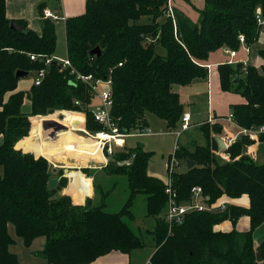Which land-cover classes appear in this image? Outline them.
I'll return each instance as SVG.
<instances>
[{
    "label": "trees",
    "instance_id": "1",
    "mask_svg": "<svg viewBox=\"0 0 264 264\" xmlns=\"http://www.w3.org/2000/svg\"><path fill=\"white\" fill-rule=\"evenodd\" d=\"M170 1L87 0L85 13L65 21L67 58L72 66L61 70V64L54 61L40 85L32 84L30 90L23 91L17 90L20 78L16 72L31 74L46 67L44 60L33 61L30 54H55L56 24L44 18L42 33L38 34L27 21L14 20L23 29L17 31L6 16V0H0V264H22L10 250L15 239L9 224L27 246L38 237L46 238L38 252L46 264H89L113 250L130 253L149 244L155 247L149 264H264V240L260 243L262 262L257 261L254 242V231L264 223V164L244 152L254 143L247 135L223 150L227 160L219 162L216 136L222 134L223 126L204 123L201 131L205 144L178 146L175 155L185 169L173 172L172 186L180 202L191 201L192 189L199 186L208 204L223 195L237 198L247 194L250 207L191 210L183 223L171 229L164 217L166 183L148 174L153 153L140 143L116 146L112 154L105 153L109 159L106 173L126 175L130 188L128 200L116 213L106 211L104 203L91 206L90 199L85 204L73 203L70 195L62 193L68 184L63 169L54 173L46 157L24 151L40 153L28 136L42 135V130L55 123L62 125L59 117L56 122L51 117L49 126L41 125L40 118L49 111L78 110L86 114L89 132L104 129L93 115L94 98L89 87L77 79L78 74L112 78L111 113L122 130L148 125L147 112L165 120L173 130L184 114L174 85L207 77L208 70L199 61L222 47L238 49L240 36L249 46L259 40L261 26L256 14L260 8L264 17V0H204V6L197 9V22L179 10L174 11L173 19L168 14ZM42 12L39 4L43 17ZM144 17L148 21H141ZM97 46L101 54L91 55ZM258 53L264 59V48ZM242 68V63L220 64L221 86L246 99V103L232 106L236 124L260 127L264 125V65L262 72L251 64L246 72ZM26 100L31 102L28 113L22 109ZM260 139L264 141V133ZM188 159L196 162L191 169L187 168ZM124 160L130 163L119 164ZM54 177L59 181L50 189L49 181ZM139 195L145 199L144 215L155 219L154 228L146 230L149 240L132 225L137 219L133 207ZM245 215L250 217L249 230H215L222 221L229 219L236 225Z\"/></svg>",
    "mask_w": 264,
    "mask_h": 264
},
{
    "label": "crops",
    "instance_id": "2",
    "mask_svg": "<svg viewBox=\"0 0 264 264\" xmlns=\"http://www.w3.org/2000/svg\"><path fill=\"white\" fill-rule=\"evenodd\" d=\"M181 1H184V4ZM86 2L87 0H6L5 3L6 16L8 19L13 21L14 20L27 21L29 28L33 29L38 34H41L42 22L44 18L39 13V4H42L43 12L46 9L54 12L59 17V19L56 21L57 22L63 21L65 24L67 18L78 16L85 13ZM176 2H178V4H176ZM170 3L172 7H174L173 9L182 11L186 16L192 18L194 22L198 20V17L194 19V17L191 16V14L194 13L193 12L194 10L191 8L192 5L190 3H187L185 0H171ZM261 33L262 34H260L261 36L259 42L262 43V45L258 48H255L256 44L259 43L256 42L250 47L249 53L244 49H240L237 52V55L233 58V60L236 61L234 64H237L238 62H242V61H243L242 63H244L246 61L247 64L254 65L257 68L259 66L264 65V59L258 53L260 49L264 48V41H261V37L264 34V27H262ZM65 38H66V29H65ZM227 49L229 48L222 47L214 52H211L209 58L207 60H204L203 62L204 64L202 65H210L209 68L206 67L208 70L207 77L195 78L188 85H174L173 89L176 92H178L180 95V99L184 107V113L190 114V127L189 129L185 130L182 134L191 131V129L193 128L199 127L200 125L206 122L220 123L223 126V132L218 136L222 137L225 140V143L228 147L229 144H231V142L239 140V137L241 138V136L243 135L242 127L238 126L236 122L229 121L228 116L232 112L233 105L246 103V99L239 93L233 91H225L222 89L219 65L227 62L229 63L231 57L229 53L226 52ZM54 56L57 57L56 52ZM30 86L27 89H24L23 91H28ZM22 109L23 112L25 113L31 112V102L26 100L25 103L23 104ZM206 115L208 117H206ZM147 123L148 125H150L148 120ZM57 127H62V126H53L47 128L46 130H42L41 138H35L34 140L37 139L42 140L40 145L41 146H43V144L45 145L43 150L45 154L43 155L53 165V168L58 167V165L56 164V162L58 161H62L64 163L62 165V169L64 172L63 175L68 178V184L62 190V193L66 195H70L75 204H85L87 199H90V201H94L93 202L94 204L95 198L93 197L96 195L94 186H97L96 183L97 178L95 177V174L97 172H104L106 174V171L104 170L103 167L108 163V158L101 150V146H96L93 149H88L89 148L88 146H92V144L94 143L93 141L87 140V138L88 139L91 138L89 137L86 138L84 134L77 133L76 131L78 130L74 131V129L76 128L72 129L71 127H66V130L73 131L76 135H78V137H60L58 139L62 138L63 140L68 141V146L72 150L70 155L72 156H64L63 154L57 153L55 150L51 149V146L49 144L50 141H53L56 138L54 139L52 137L53 138L52 139L51 137H48V135L50 134L49 131ZM201 134L204 141L203 144H205L206 140L202 131ZM46 137L47 140H45L44 142L43 140ZM64 138H74V139L69 141L68 139H64ZM126 142L129 146H133V144L129 143V139H127ZM137 143H139V141H135L134 145H136ZM187 145H189V143H187ZM98 147H100L99 152L97 151ZM145 148L148 149L146 146ZM24 151L27 152L25 149ZM46 152H48L50 156H47ZM220 152H222V150H220ZM244 152L249 156H251L258 164H264V141L261 140L260 138L258 140H255L254 143H252L247 149H245ZM41 153L43 152L41 151ZM170 155L171 153L169 154V156ZM169 161L170 160L167 161V159L165 160L163 168L161 170H158V168L154 164V161L153 162L149 161L148 174L166 182L168 180ZM184 168L185 167L180 166L179 170L181 171ZM84 169H88V173L84 172ZM71 171H78L82 175H84L86 179L89 180L88 193L83 192L82 188L79 187L78 181L73 183L71 177L69 176V173ZM221 201H225L228 205L241 206L245 208L250 207V198L247 194L237 198H232L227 195H223L221 197ZM146 218L149 219V217ZM234 228L239 231L249 230L250 217L247 215L242 216L241 218H239L236 225H234L233 222L229 219L224 220L221 223L215 225V230L217 231L228 232L233 230ZM147 229H145V231ZM39 238L41 237L36 238L29 247H31L34 244V242L37 241ZM263 240H264V223L261 224L259 227H257V229L254 231L255 246L256 247L260 246V243ZM45 242H46V238L45 239L42 238L40 242L41 247L40 249H38V251L44 248ZM154 252H155V247L153 246V244L152 245L149 244L141 249L133 250L130 253H125L119 250H113L105 255L98 257L96 260H94L89 264H149L150 259L154 254ZM16 254L20 260L18 253ZM20 262L22 263L21 260ZM39 264H46V260L40 262Z\"/></svg>",
    "mask_w": 264,
    "mask_h": 264
},
{
    "label": "rangeland",
    "instance_id": "3",
    "mask_svg": "<svg viewBox=\"0 0 264 264\" xmlns=\"http://www.w3.org/2000/svg\"><path fill=\"white\" fill-rule=\"evenodd\" d=\"M191 1H192L191 5L193 6V7L191 6V8L194 10L193 11L194 13L191 14V16L194 17V19H196L197 17L199 18V12H197V9L203 7L205 2H204V0H191ZM181 2H183V4H184V1H181ZM176 4H178V2H176ZM173 6H174V4H173ZM173 11H175V9H173ZM189 13H191V12H189ZM165 17L166 16L161 17L160 22H162L165 19ZM190 19L192 20V18H190ZM141 21L146 22V21H148V18L144 17ZM55 24H56V31H57L56 56L59 59L65 60L68 57L66 38H65V27H64L65 24L63 21H58V22L56 21ZM261 30H262V28H261ZM259 40H260V37H259ZM259 40L257 42H259ZM261 41H264V34L261 37ZM261 45H262V43L259 42L258 44H256L255 48H258ZM251 46L247 45L245 42H241V45L238 49H232V48H230V49L237 50V52H238L240 49L246 50V48H247L248 51L247 50L246 51L249 53ZM159 50H161L160 52L163 55L166 54V50L164 48H159ZM199 62H200V64H204L203 63L204 60L199 61ZM242 62H238V63H242ZM242 64H243L242 69L246 72V69H247L246 67L248 64L247 65H244L245 63H242ZM258 69L262 72V66H259ZM35 75H36V73L33 72V73L29 74L28 76L21 77L19 79V82H18V90L27 89L31 85L30 88L28 89V90H30L32 87V83L35 79ZM99 104H100V100L98 98H96V99H94V104L92 107H96ZM67 111H71L72 114H76V115L72 116L73 120L74 119L81 120V118H82L81 116H84V120H86V114L84 112H82L83 113L82 114L78 110L62 109V110H56L54 112L49 111V112H47V114H43V116L50 115L51 117H53L52 122H54V121L56 122L55 118L58 120V117L61 118L60 114L61 113L62 114L67 113ZM37 116H39V115H37ZM206 117H208V116L206 115ZM146 118L150 124L149 126H151L153 129H155L159 133L157 135H154V136L128 138V139H129V143L133 144V145H134L135 141H139V143L143 146V149L145 151L153 153L152 157L150 158V161L151 162L154 161V164L158 168V170H161L163 168V165H164V162L166 159H167V161L170 160V157H171L172 152H173L176 145L193 147V145H195V144H203V142H204L203 138H202L201 131H200L203 124L200 125L199 127L191 129V131L185 132L184 134H182L181 136H178V138H177L176 135L170 133V130L167 127V124L165 123V121L163 119L159 118L154 113L147 112ZM73 120H72V122H73ZM72 122L68 123L67 126L71 127L72 129L76 128L75 126L72 125ZM55 124H57L56 126H58V123H55ZM210 124H212V123H210ZM36 125H38V124H36ZM180 126H181V124L179 122L177 128L180 129ZM177 128H175V129H177ZM31 131H32V129H31ZM74 131H76V130H74ZM76 132L84 134V136L86 138L89 137L84 132V130L78 129V131H76ZM49 133L50 134L48 135V137H51V138L53 137L54 139L55 138L58 139L60 137H78V135H76L73 131L66 130V128H64V127L54 128V129L50 130ZM28 135H30V134H28ZM41 136L42 135H40V134H32V135L28 136V137H32V139L30 140V143H34V144H31V145L38 146L40 153H36L33 150H27V152H32V153L34 152V154L36 153L35 154L36 156L45 157L43 155V154H45L44 151H43V153H41V151H42L41 147L42 146L40 144H41L42 140L41 139L40 140L39 139L34 140L35 138H41ZM26 139L27 138H25L23 142H25ZM64 139H68L69 141H71L74 138H64ZM239 139H240V137H239ZM45 140H47V137L44 138L43 141L45 142ZM190 141H192V142H190ZM233 142H235V141H233ZM233 142H231V144ZM187 143H189V145H187ZM231 144H229V146ZM145 146L148 149H151L152 151L146 149ZM249 146H247L246 148H248ZM99 148L100 147L97 148L98 152L100 151ZM245 149H244V151H245ZM170 153H171V155L169 156ZM46 155L50 156V154L48 152H46ZM226 155L227 154L225 152H223V150H222V152L216 151V156H217V159L219 162L226 161L227 160ZM101 160H102V158H101ZM127 162H128V160H124L122 162H119V164L120 163L121 164H127ZM56 164L58 165L57 170H60V169H62V165L64 163L62 161H58V162H56ZM105 166L103 167L104 170L106 168ZM1 171H2V167H0V172ZM54 173H56V172H54ZM95 177L97 178L96 183H97L98 187L94 186V190H95L96 195L93 198H95V203L93 204L94 201H90L91 206H99V205H102L104 203V209L106 211L113 212V213L119 212L124 207L126 201L129 198V195H130V188H129L127 176L126 175H114V174H108V173L105 174L104 172H97L95 174ZM144 200H145L144 197L139 195L134 202L135 204L133 207V211L136 213L137 219H136V221H134L132 223V225H133L134 229L137 230V228H138V230H141L142 235L146 236V239L149 240L150 237L147 235L145 229H147V228L153 229L154 224H155V219L152 217L151 218L149 217V219H147L146 217H143V216H145L144 215V209H143L145 206ZM9 233L15 239V243L10 246L11 250L15 253H18L22 263H24V264H39L40 262L45 261L44 257L42 255L38 254V252H39L38 249H40V247H41L40 242H41L42 238L45 239L44 236H41V238H39L37 241L34 242V244L31 247H29V246L25 245L23 242V239L16 234L15 227L13 224H9ZM261 255H262V252H261Z\"/></svg>",
    "mask_w": 264,
    "mask_h": 264
},
{
    "label": "built area",
    "instance_id": "4",
    "mask_svg": "<svg viewBox=\"0 0 264 264\" xmlns=\"http://www.w3.org/2000/svg\"><path fill=\"white\" fill-rule=\"evenodd\" d=\"M168 14L171 15L174 19V11L171 3L169 4ZM43 18H51L56 21L59 17L50 10H44ZM257 22L262 27H264V17L262 15L261 9H257L256 14ZM240 41L245 42L244 36H240ZM248 51V49L246 48ZM227 53H229L231 59L229 60L230 64H234L236 61L233 58L237 55V50L227 49ZM30 58L33 61L44 60L46 67L39 69L36 71L35 79L33 84L40 85L43 79L47 75V67L53 64L54 61H57L60 65V69H64L67 67H71V61L67 58L65 60L59 59L58 57L46 56L42 54H30ZM244 65H247V62H244ZM122 62L119 63L122 66ZM205 67H210V65H203ZM77 79L83 81L90 90L91 96L100 100V104L96 107H92V112L95 119L103 125L104 129L101 131H97L94 133L89 132L86 127L84 120V125L81 127H76L74 130H84V132L91 139L98 140L100 142L101 150L104 152H108L112 154L116 146H124L127 144L128 138H138V137H146V136H154L157 135L155 129H153L149 125L138 126L130 130H122L111 113V108L113 105L112 95V78H97L93 74H78ZM79 104V101H77ZM229 121L235 122L234 116L232 112L228 116ZM180 129L170 130L171 134L177 136H181L182 132L189 129L190 127V114L184 113L181 121H180ZM81 128V129H80ZM264 133V125L260 127H251V128H242V134L249 136L252 140H258L260 135ZM122 140V143L118 141ZM178 149V145L175 146L172 155L170 157L169 165H168V180L166 183V193L168 195L167 200V210L165 212V219L169 224L170 229L175 224H181L184 221L185 216L191 210H224L228 204L225 201H221V197L217 199L212 204H208L205 202V196L203 195L202 187L196 186L192 189L193 195L192 200L189 202H180L177 197V192L175 188L172 186V174L176 170L180 168V161L176 157L175 152ZM130 163L128 160L127 164ZM121 164V163H120Z\"/></svg>",
    "mask_w": 264,
    "mask_h": 264
},
{
    "label": "bare ground",
    "instance_id": "5",
    "mask_svg": "<svg viewBox=\"0 0 264 264\" xmlns=\"http://www.w3.org/2000/svg\"><path fill=\"white\" fill-rule=\"evenodd\" d=\"M68 113H64L63 117L59 118L61 121L63 120L64 122L62 125H58V126H62L64 128H66V127H68L67 124L72 122L73 117H72L71 113H69V114ZM39 121L41 122L42 126H49L51 124V116L50 115L42 116ZM92 141L94 143L92 144V146H88L89 147L88 149H93L96 146H100V142L98 140L92 139ZM119 141H122V140H119ZM49 144L51 146V149L55 150L57 153L63 154L64 156H72V155H70L72 150L68 146V141H65L63 139H56V140L50 141ZM43 150H44V145L42 146V152H43ZM69 176L71 177L73 183L78 181L79 187L82 188L84 193H88L89 180L86 179L84 177V175H82L78 171H71L69 173Z\"/></svg>",
    "mask_w": 264,
    "mask_h": 264
},
{
    "label": "water",
    "instance_id": "6",
    "mask_svg": "<svg viewBox=\"0 0 264 264\" xmlns=\"http://www.w3.org/2000/svg\"><path fill=\"white\" fill-rule=\"evenodd\" d=\"M11 27L13 29L17 30V31H23V29L19 25H17V23L15 21L11 22ZM90 54L99 56L101 54L100 47L97 46L94 49H92L90 51ZM28 75H29L28 71L17 70V72H16V76L18 78L25 77V76H28ZM238 78H239V75H236L235 76V80L237 81ZM60 117L62 118L63 114H60ZM72 125L75 126V127H81V126L84 125V120L74 119L73 122H72ZM216 140H217V142L219 144V149L220 150H224V149L227 148L225 140L222 137L216 136ZM195 164H196V162L194 160H192V159H188L187 160V168L188 169H191ZM56 171H57V168H54L53 172H56ZM58 181H59V178H57V177L52 178L49 181V188L50 189L55 188L57 186V184H58ZM256 257H257V261H259V262L263 261V257L261 255V246L256 247Z\"/></svg>",
    "mask_w": 264,
    "mask_h": 264
}]
</instances>
